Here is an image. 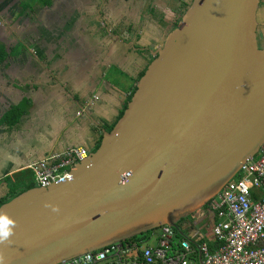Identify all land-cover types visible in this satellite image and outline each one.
I'll list each match as a JSON object with an SVG mask.
<instances>
[{"label": "water", "instance_id": "water-1", "mask_svg": "<svg viewBox=\"0 0 264 264\" xmlns=\"http://www.w3.org/2000/svg\"><path fill=\"white\" fill-rule=\"evenodd\" d=\"M261 3L194 0L101 147L0 207L16 221L0 264H60L208 207L264 146Z\"/></svg>", "mask_w": 264, "mask_h": 264}, {"label": "crops", "instance_id": "crops-1", "mask_svg": "<svg viewBox=\"0 0 264 264\" xmlns=\"http://www.w3.org/2000/svg\"><path fill=\"white\" fill-rule=\"evenodd\" d=\"M193 2L0 0V199L9 193L5 179L31 171L30 164L74 147L94 149L154 59L164 29ZM25 100L18 124H4ZM195 221L188 223L192 240H214L217 213ZM195 260L202 264L200 254Z\"/></svg>", "mask_w": 264, "mask_h": 264}, {"label": "built area", "instance_id": "built-area-1", "mask_svg": "<svg viewBox=\"0 0 264 264\" xmlns=\"http://www.w3.org/2000/svg\"><path fill=\"white\" fill-rule=\"evenodd\" d=\"M90 155L88 148L74 147L28 168L35 171L39 186L46 188L66 179ZM258 155L209 203L217 213L213 250L208 241L195 242L166 224L151 230L146 239L113 242L60 264H195L197 253L202 264H264V146Z\"/></svg>", "mask_w": 264, "mask_h": 264}, {"label": "trees", "instance_id": "trees-1", "mask_svg": "<svg viewBox=\"0 0 264 264\" xmlns=\"http://www.w3.org/2000/svg\"><path fill=\"white\" fill-rule=\"evenodd\" d=\"M184 15V13H183ZM182 19V17H181ZM180 19V20H181ZM180 21L175 25V27L177 25H179ZM264 40H261V44L263 45ZM260 44V45H261ZM154 60V59H153ZM152 60V61H153ZM147 71V69H146ZM146 71L142 73L140 80L144 77V75L146 74ZM137 91V87L135 89V91L133 92L132 96L128 99V101L125 103L123 110L121 111V115L118 117V120L116 123L111 124V125H107L106 129L109 132H112L114 130V128L117 126L118 122L123 118V116L125 115V112L128 108L129 102L132 100V97L134 96V94ZM28 104H30V101L25 100L24 103L22 104V106L20 107H15L12 108L8 114L4 117L3 123L8 125L9 127L11 126H15L16 124H18L20 118L22 117V115L24 114V112L26 111ZM103 135H101V138L99 140V142L96 144V146L94 147V149L90 150L91 152H96L102 145L103 142ZM16 178H21V184L17 183V181L15 180ZM5 182L8 184V189H9V193L3 197L2 199H0V207L3 206L4 204L10 202L11 200L15 199L17 196H19L20 194L30 190V189H34L39 187L37 179H36V173L35 171L31 170L29 172H24L21 173L19 175H14L13 177H8L5 179ZM207 208V207H206ZM194 215L191 214L183 219H181L179 221L180 226L177 229L179 231H181L183 234H188V229H189V220L191 219V222L193 219ZM187 222V223H186ZM150 232H146L144 234L138 235L136 237H134L133 239H146L149 237ZM217 242H215V240H212L209 242V246L210 248L213 250L216 247Z\"/></svg>", "mask_w": 264, "mask_h": 264}, {"label": "clouds", "instance_id": "clouds-1", "mask_svg": "<svg viewBox=\"0 0 264 264\" xmlns=\"http://www.w3.org/2000/svg\"><path fill=\"white\" fill-rule=\"evenodd\" d=\"M261 35L264 38V34ZM15 224L16 221L13 218L9 217L7 214H0V242L8 240V238L12 235L13 232V228L10 226ZM2 260L3 256L0 255V261Z\"/></svg>", "mask_w": 264, "mask_h": 264}, {"label": "flooded vegetation", "instance_id": "flooded-vegetation-1", "mask_svg": "<svg viewBox=\"0 0 264 264\" xmlns=\"http://www.w3.org/2000/svg\"><path fill=\"white\" fill-rule=\"evenodd\" d=\"M263 1V0H262ZM260 22L264 25V12H261L260 14H259V17H258V26H257V35H258V43H259V45L261 44V40H260V36H259V33H258V28L260 27ZM261 34H264V30H262V32H261ZM156 51V50H155ZM92 153V152H91ZM203 213H205L206 215H208V217H210V214L211 213H214V211H212L211 209H210V207H209V205H208V207L207 208H205V209H203V210H200V211H198V212H195L193 215L195 216V217H193V219H194V221L195 220H198V218L203 214ZM209 219V218H208ZM207 219V220H208Z\"/></svg>", "mask_w": 264, "mask_h": 264}, {"label": "rangeland", "instance_id": "rangeland-1", "mask_svg": "<svg viewBox=\"0 0 264 264\" xmlns=\"http://www.w3.org/2000/svg\"><path fill=\"white\" fill-rule=\"evenodd\" d=\"M261 12H264V0H263L262 3H261L260 10H259V14H260ZM182 16H183V13H182ZM182 16H181V17H182ZM258 16H259V15H258ZM172 29H173V27H167V28L164 29V35H163V37H162V38H163L162 40H164V39L166 38L167 34H168ZM262 30H264V25L260 22V27L258 28L259 36H261V32H262ZM262 40H263V39H262ZM150 42H151V40H150ZM263 45H264V43H263ZM256 157H257V159H259V158H260V155H257Z\"/></svg>", "mask_w": 264, "mask_h": 264}]
</instances>
